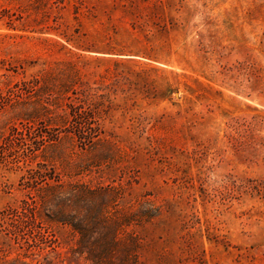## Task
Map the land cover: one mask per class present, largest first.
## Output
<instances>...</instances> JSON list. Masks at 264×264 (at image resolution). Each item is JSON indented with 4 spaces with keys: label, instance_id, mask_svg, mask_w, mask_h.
Returning <instances> with one entry per match:
<instances>
[{
    "label": "rangeland",
    "instance_id": "obj_1",
    "mask_svg": "<svg viewBox=\"0 0 264 264\" xmlns=\"http://www.w3.org/2000/svg\"><path fill=\"white\" fill-rule=\"evenodd\" d=\"M105 36L140 51L88 49ZM63 69L77 89L103 95V134L87 149L67 139L47 157L64 181L95 191L88 209L117 223L118 257L264 264V0H0V97L41 80L30 101L0 109V132L45 119L42 105L64 114L74 95L62 90ZM24 173L0 170V212L25 198ZM50 226L60 245L35 258L0 228V262L93 264L72 251L69 227Z\"/></svg>",
    "mask_w": 264,
    "mask_h": 264
},
{
    "label": "trees",
    "instance_id": "obj_2",
    "mask_svg": "<svg viewBox=\"0 0 264 264\" xmlns=\"http://www.w3.org/2000/svg\"><path fill=\"white\" fill-rule=\"evenodd\" d=\"M140 48L137 40L105 36L88 49L126 55L139 52ZM60 73L65 77L62 90L71 91L74 95L67 97L64 114L54 116L52 114H55L56 109L51 110L42 105L39 109L49 115L45 119L21 117L7 131L0 132V170H25L20 179L25 198L0 212L1 232L7 242L22 250L25 258L34 257L47 249L49 252L57 251L60 244L50 225L58 223L69 227L72 235L78 236L76 248L72 251L81 254L86 252L87 259L93 264H131L133 257L127 250L121 253V257L116 255V248L121 245V239L115 233L117 223L114 222V226L101 223L94 209H88V197L94 195L95 191L64 181L53 161L47 157L49 150L60 146L67 139H73L81 149H87L100 141L103 134L101 103L98 101L103 95H98L91 88L77 89L75 86L81 84L80 80L70 70L63 69ZM40 83L39 79L17 83L7 96L0 97V109L12 101H30ZM39 158L43 160L38 161ZM85 207L88 214L82 217L80 210ZM104 227L107 229L106 235L101 240L96 239L94 234ZM51 263L47 261L41 264ZM0 264L30 263L16 258ZM60 264H64V261Z\"/></svg>",
    "mask_w": 264,
    "mask_h": 264
}]
</instances>
